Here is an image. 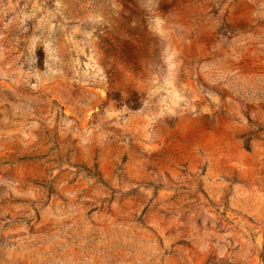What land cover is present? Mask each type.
<instances>
[{"label":"rangeland","instance_id":"obj_1","mask_svg":"<svg viewBox=\"0 0 264 264\" xmlns=\"http://www.w3.org/2000/svg\"><path fill=\"white\" fill-rule=\"evenodd\" d=\"M0 264H264V0H0Z\"/></svg>","mask_w":264,"mask_h":264}]
</instances>
